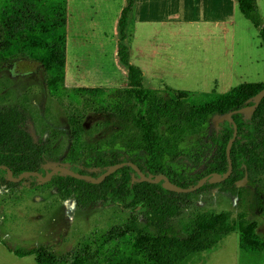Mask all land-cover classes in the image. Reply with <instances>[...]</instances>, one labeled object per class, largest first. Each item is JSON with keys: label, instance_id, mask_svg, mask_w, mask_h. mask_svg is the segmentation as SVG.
<instances>
[{"label": "trees", "instance_id": "1", "mask_svg": "<svg viewBox=\"0 0 264 264\" xmlns=\"http://www.w3.org/2000/svg\"><path fill=\"white\" fill-rule=\"evenodd\" d=\"M116 23V59L125 70L123 88H67L65 86L67 0H0V100L6 97L9 80L18 63L38 66L41 92L47 102L64 110L61 133L69 140L63 162L80 175L100 177L108 167L122 162L135 164L145 176L165 175L170 182L189 188L208 174L228 170L226 146L232 125L215 129L214 116H221L252 103L248 99L264 84H242L225 93L194 94L154 89L143 85L142 71L130 63L127 30L136 0H124ZM243 17L256 29L264 44V27L256 0H236ZM237 138L230 149L232 173L220 183H206L189 194L165 190L162 183L138 182L129 166L116 171L100 184L54 177L44 186L56 187L62 198L77 208L113 204L141 216L96 231L81 238L70 254H56L50 247L27 249L4 246L18 257L36 256V264H184L194 255L211 249L222 238L238 231L245 253L264 251V236L257 232L258 214L264 212V190L257 184L264 176V98L251 119L232 116ZM28 113L21 103L0 109V166L14 178L24 172L45 175V141L34 142L24 129ZM200 167L203 169L200 170ZM97 169L91 173L90 169ZM248 175L251 198L235 183ZM17 185L0 170V188ZM35 186V184H34ZM228 194L237 202V220L230 213L200 212L187 221L175 220L190 199L202 193ZM92 240V242L90 241Z\"/></svg>", "mask_w": 264, "mask_h": 264}, {"label": "rangeland", "instance_id": "2", "mask_svg": "<svg viewBox=\"0 0 264 264\" xmlns=\"http://www.w3.org/2000/svg\"><path fill=\"white\" fill-rule=\"evenodd\" d=\"M124 2L67 0V88L126 86V72L115 54L116 23ZM256 4L264 27V0ZM258 33L240 13L236 0H137L127 30L130 63L142 71L145 87L159 90L197 95L264 84V44ZM37 66L29 61L16 65L0 109L21 103L28 113L24 129L34 142L45 141L50 134L45 163L56 166L63 163L69 147L61 133L64 110L42 95L41 75L33 74ZM261 180L256 186L264 190V176ZM16 185L0 188V239L11 248L45 245L56 254H70L83 237L94 238L96 231L117 227L131 216L141 219L137 210L129 212L109 203L79 209L56 187L44 186L33 177ZM244 188L251 198L255 188ZM200 212H228L235 222L239 208L227 193H202L192 197L175 220L187 221ZM256 221L258 234L264 236V212ZM0 264H36V256L18 257L0 241ZM184 264H264V251L243 252L236 230Z\"/></svg>", "mask_w": 264, "mask_h": 264}, {"label": "water", "instance_id": "3", "mask_svg": "<svg viewBox=\"0 0 264 264\" xmlns=\"http://www.w3.org/2000/svg\"><path fill=\"white\" fill-rule=\"evenodd\" d=\"M264 98V88L260 90L255 96L252 98L248 99L247 103H252L251 105H248L246 107H243L238 110L230 111L224 115L221 116H214L212 119V124L215 128H218V125L223 123V122H228L232 125V136L229 139L227 146H226V158L228 161V170L224 175H219V174H208L204 176L197 184L194 186H191L189 188H181L172 182L165 176V175H159L156 178H152L151 176H145L140 169L133 163L130 162H122L119 164H115L113 166H110L107 168V170L98 178H93L88 175H80L75 172H73L69 168V164L63 163L58 166L47 164L45 167L50 170V172L47 174V176H42L38 172H24L22 173L18 178H14L12 175V172L6 168L5 166H0V170H5L7 172V179L12 182V183H17L21 181L24 178L27 177H35L40 183H47L49 182L53 176L57 175L58 173L60 174H66L74 179L77 180H83L87 181L93 184H100L103 182L107 177L111 176L114 174L116 171L119 169L123 168L124 166H129L133 169V171L137 174L138 176V182H146L150 184H159L162 183V187L170 192H174L177 194H189L193 193L197 190H199L201 187H203L206 183H220L224 180H226L232 173V162L230 158V149L232 144L234 143L235 139L237 138V133H238V128L236 123L234 122L232 116L235 114H242L244 116L245 120L251 119L252 115L254 112L257 110L260 102ZM91 172H96L97 169H91ZM248 182L247 174L245 173L244 177L242 180L236 182V187L237 188H242L244 187ZM140 207H137L136 209L138 210Z\"/></svg>", "mask_w": 264, "mask_h": 264}, {"label": "flooded vegetation", "instance_id": "4", "mask_svg": "<svg viewBox=\"0 0 264 264\" xmlns=\"http://www.w3.org/2000/svg\"><path fill=\"white\" fill-rule=\"evenodd\" d=\"M33 74H34V73H33ZM11 78H12V77H11ZM7 90H8V89H7ZM212 125H213V124H212ZM214 128H215V127H214ZM215 129H217V128H215ZM63 163H66V162H63ZM63 163H60V164H63ZM47 164H48V163H44V165L42 166V169H43V171H44V173H45V175H43L42 173H40L42 176H47V174L50 172V170H48V169L45 167ZM60 164H59V165H60ZM67 164H69V163H67ZM51 165H52V164H51ZM56 166H58V165H56ZM69 168H70V164H69ZM94 169H95V168H94ZM46 170H47V172H46ZM90 170H91V169H90ZM90 170H89V171H90ZM34 172H37V171H34ZM90 172H91V171H90ZM96 172H97V171H96ZM38 173H39V172H38ZM91 173H95V172H91ZM246 174H247V173H246ZM59 175H62V174L58 173L57 175L53 176L52 179H53L54 177H56V176H59ZM244 175H245V174H244ZM18 177H19V176H18ZM18 177H17V178H18ZM33 178H35V177H33ZM247 178H248V175H247ZM52 179H51V180H52ZM242 179H243V178H242ZM242 179H241V180H242ZM22 180H23V179H22ZM22 180H21V181H22ZM36 180H37V178H36ZM51 180H50V181H51ZM50 181H49V182H50ZM239 181H240V180H239ZM19 182H20V181H19ZM237 182H238V181H237ZM17 183H18V182H17ZM47 183H48V182H47ZM14 184H16V183H14ZM42 184H46V183H42ZM235 184H236V183H235ZM247 184H248V182H247ZM247 184H246L244 187H247ZM235 186H236V185H235ZM244 187H242V188H244ZM214 191H217V190H214ZM214 191H213V192H214ZM68 201L74 203V202L71 201L70 199H68ZM74 204H75V203H74Z\"/></svg>", "mask_w": 264, "mask_h": 264}, {"label": "crops", "instance_id": "5", "mask_svg": "<svg viewBox=\"0 0 264 264\" xmlns=\"http://www.w3.org/2000/svg\"><path fill=\"white\" fill-rule=\"evenodd\" d=\"M136 3H137V0H136ZM136 7V6H135ZM121 9H122V7H121ZM121 11V10H120ZM118 12H119V10H118ZM117 12V13H118ZM119 14H120V12H119ZM66 42H67V24H66ZM116 54V53H115Z\"/></svg>", "mask_w": 264, "mask_h": 264}]
</instances>
